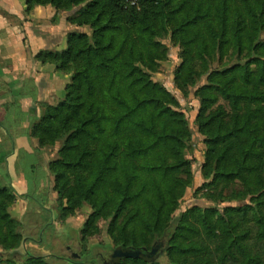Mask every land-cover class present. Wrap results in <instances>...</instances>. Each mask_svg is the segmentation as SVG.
Returning a JSON list of instances; mask_svg holds the SVG:
<instances>
[{
	"label": "trees",
	"instance_id": "trees-1",
	"mask_svg": "<svg viewBox=\"0 0 264 264\" xmlns=\"http://www.w3.org/2000/svg\"><path fill=\"white\" fill-rule=\"evenodd\" d=\"M36 6L75 10L69 22L92 31L90 38L69 31L64 50L36 55L70 75L63 100L43 104L30 128L41 148L62 143L49 163L60 217L87 203L93 217L111 219L118 250L167 246L168 264H264V0H27V11ZM168 31L183 47L177 87L185 92L195 75L207 76L196 90L195 120L210 148L203 171L212 180L204 187L209 199L228 204L189 208L173 226L192 184L185 158L192 132L175 97L141 68H152L154 38ZM13 198L0 184L6 252L24 239L8 213ZM26 253L4 264L52 258ZM153 258L113 260L159 264Z\"/></svg>",
	"mask_w": 264,
	"mask_h": 264
},
{
	"label": "crops",
	"instance_id": "crops-1",
	"mask_svg": "<svg viewBox=\"0 0 264 264\" xmlns=\"http://www.w3.org/2000/svg\"><path fill=\"white\" fill-rule=\"evenodd\" d=\"M74 12L52 6L27 11V0H0V184L17 197L9 213L23 227L24 250L41 241L34 237L37 225H54L56 216L49 169L55 148H41L30 128L43 104L63 100L70 80L36 55L66 48L67 33L76 28L69 22ZM70 254L65 261L76 264L77 254Z\"/></svg>",
	"mask_w": 264,
	"mask_h": 264
},
{
	"label": "rangeland",
	"instance_id": "rangeland-1",
	"mask_svg": "<svg viewBox=\"0 0 264 264\" xmlns=\"http://www.w3.org/2000/svg\"><path fill=\"white\" fill-rule=\"evenodd\" d=\"M75 30L89 38L91 37L92 31L87 25L76 26ZM262 39H264V33ZM154 41L159 45L154 48V54L158 56L152 57L154 62H152V68H141L149 75L151 82L161 84L175 97L179 104L176 110L183 114L192 132L191 139L187 143L185 149V158L190 164L192 184L186 189L183 197L179 200V207L174 212L173 220L171 222V226H173L179 215L189 208L197 206L204 209L216 207L217 205L223 207L228 204L221 202L218 203L211 198L209 199L206 195L208 189L204 187V183H208L212 180V178L206 180L203 171L205 158L210 154V148L205 142V137L198 131V126L195 120L200 108V99L196 94V90L198 87L206 83L207 76H202L200 79H197L195 75L194 79L196 85H188L185 92L181 91L175 83V73L182 65L184 59L183 47L180 40L173 37L172 32L168 31L162 36L155 37ZM196 70L201 72L199 66H196ZM218 104L222 105L226 111H229V106L226 101L220 99L216 105ZM61 145V141H57L54 146L48 147L52 149L55 148V157L52 161L59 158L58 150ZM183 176L186 177L185 175ZM52 191L55 195V224L51 225L52 228L47 232L46 229L44 230L45 225H38L37 230L34 232V237L35 240L38 241L40 236L41 241H35L33 244H36V247L29 246L26 251L23 248L24 244H22L20 248L9 252L2 250L3 248L0 245V264H4V260L8 255L13 256L15 260L21 261L25 259L27 255L26 252L35 256H46L47 254L53 255L52 258H46V261L49 264H69L64 258L69 257L71 252L77 254V260L75 261L76 264H115L113 262L112 254L119 250L115 247L109 234L111 219H104L100 216L93 217L94 210L87 203H82L68 216L61 218L57 211L58 195L53 189V176ZM16 199L17 197L14 194V198L8 208V213ZM11 218L17 221L12 216ZM17 222L19 223V221ZM22 229L23 227L20 224L19 231L23 234ZM25 242L28 241L25 240ZM25 242L23 239L22 243ZM251 243L254 244L253 241H251ZM210 244L211 243L208 242L207 245L211 248ZM151 262L168 264L169 258L167 254V246L159 251ZM227 264L234 263L228 262Z\"/></svg>",
	"mask_w": 264,
	"mask_h": 264
},
{
	"label": "water",
	"instance_id": "water-1",
	"mask_svg": "<svg viewBox=\"0 0 264 264\" xmlns=\"http://www.w3.org/2000/svg\"><path fill=\"white\" fill-rule=\"evenodd\" d=\"M158 252V247H155L153 249L152 252H145V251H141V250H125V251H115L113 254H112V258L115 260H119L121 258H132V257H136V256H140V257H143V256H150V257H154L156 255V253ZM113 260V262H114Z\"/></svg>",
	"mask_w": 264,
	"mask_h": 264
}]
</instances>
